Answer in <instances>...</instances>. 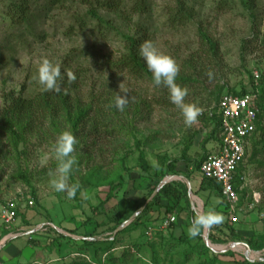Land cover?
Listing matches in <instances>:
<instances>
[{"label":"rangeland","instance_id":"374dc122","mask_svg":"<svg viewBox=\"0 0 264 264\" xmlns=\"http://www.w3.org/2000/svg\"><path fill=\"white\" fill-rule=\"evenodd\" d=\"M27 1L31 16L26 22L17 24L13 23L6 13L9 0H0V111L10 91L17 93L26 87L25 95L30 96L46 90L39 82V68L44 60H48L59 67L61 73L79 76L75 93L83 105L94 102V99L100 96L114 99L115 104L118 96L127 94L128 104L123 109L124 114L110 113L107 121L113 126L115 122L112 117L127 124L133 120L134 128L131 129L145 142L144 152L151 173L161 158L172 160L179 157L184 139L201 127V124L197 118L191 126L186 125L181 109L171 101L166 105H156L153 102L156 94L153 84L135 80L126 72H113L105 66L106 59H115L123 52L122 38L115 32H107L105 37L100 35V32L94 29L96 23L88 19L83 22L88 24L87 28L81 29L79 20L76 19L86 14L81 0H60L58 4L47 3L46 0ZM186 2L195 11L196 22L209 27L219 43L220 67L216 70V75L221 78L222 84L226 83L223 93H227L230 88H251V74L255 70H264V0H257L252 10L247 9L241 0ZM173 3L174 0H148L149 10L140 21L156 38L153 42L156 49L171 56L182 71L184 59L192 54L196 57L203 54L195 24L190 23L177 29L168 23L167 13ZM109 18L114 20L121 30L132 33L135 31L133 26L128 27L127 23L115 16ZM196 62L200 68L201 63L205 61L200 58ZM213 88L214 85H210V89L206 90L199 84L198 87L186 88L188 94L184 103L195 105L201 110V114L207 112L214 106L210 107V90ZM136 101L140 103L138 114H134L130 109V104ZM94 106L96 107L95 102ZM59 128L60 130H55L47 124L40 132L26 135L18 147L14 146L7 135L0 134V205L15 199L19 191H25L29 199H33V205L19 206L20 216L14 228L23 229L18 235H21L19 243H22V250L29 247L34 249L37 246L43 249L41 252L34 250L32 258L22 257L21 262L16 264H67L73 257L81 255L80 253L103 263L107 253H96L95 249L108 246L107 242L114 239L116 234L137 217L124 220L133 207L130 201L132 188H126L123 193L119 192L117 197L106 200L109 185L83 186L87 177L90 178L92 167L102 166V174L107 176L116 168L117 159H124L126 165L133 169L131 174H127V179L140 180V152L135 150V140L128 132L129 127L125 126L126 130L123 128L121 132L114 128L112 134L104 127L98 132L93 123L81 129L71 154L74 163L67 178V185L75 190V196L72 198L68 197L66 191L57 192L53 186V182L60 178L57 169L61 161L55 153L56 141L62 133L69 131L63 120ZM95 137H98L96 143ZM124 145L128 148L120 151L119 147ZM128 149L132 150L126 151ZM203 155V152H197L196 160L200 161ZM259 158L264 161V157ZM42 159L44 163H41ZM28 172L33 175L32 187L17 179L19 173ZM196 173L202 175L200 170ZM146 180L148 178H144V181ZM77 184L82 188L79 189ZM243 187L248 189V195L239 205V213L231 217L225 211L220 215L222 222L234 227L238 222L247 219L257 228L264 230V165L257 161L251 163L246 158ZM249 197H252L254 202L249 203ZM101 203H104L102 210L98 209ZM160 211L161 217L156 221L164 219L168 213L174 214L165 207ZM2 227L5 225L0 218V229ZM32 228L35 229L34 234H39L33 237L39 242L37 246L29 241L31 235L27 234L25 237L28 229ZM169 228L156 232L153 236L146 235L143 227L120 234V242L117 245L121 250L132 254V257L122 264H186L187 261L183 262L185 252L190 250V246L174 240L175 238L170 239ZM56 231L62 234L65 232L64 235L74 239L89 235L99 242L92 246L84 245L81 239L76 238V242L62 238ZM15 232L16 230H12L0 240L2 250L18 237L14 236ZM160 233L163 235H159ZM202 236L200 240L203 243ZM160 239L172 241L164 244L165 247L161 246L162 244L159 247L153 244L154 241L158 243ZM42 244H45L44 247ZM159 249L162 250L161 254H158ZM256 254L264 257L263 251ZM193 256L194 252L191 251L190 257ZM37 257L41 258V263L35 262ZM154 259L158 262H154ZM0 263H3V260H0Z\"/></svg>","mask_w":264,"mask_h":264},{"label":"trees","instance_id":"16d2710c","mask_svg":"<svg viewBox=\"0 0 264 264\" xmlns=\"http://www.w3.org/2000/svg\"><path fill=\"white\" fill-rule=\"evenodd\" d=\"M47 3L51 2L52 4H58L60 0H46ZM244 6L247 9L252 10L255 7L257 0H241ZM81 4L86 8V14L84 17H76L79 20V26L81 29H86V19L91 22H95L94 29H97L102 36H106L107 32L118 34L124 43V50L118 57L115 59H106L105 66L115 72L116 70L121 72H126L132 76L135 80H144L154 85L156 94L153 102L156 105H166L170 102V92L165 86H156L153 81L152 73L148 70L147 65L145 64L143 58L140 55L141 45L148 41L153 44L156 38L151 35L148 27H146L140 19L147 14L149 10L148 0H81ZM13 23H24L31 16V9L29 2L27 0H9L7 5L6 12ZM168 23L171 24L174 28L185 27L188 24L192 23L196 25V35L200 47H202V54L200 56H195L194 54L190 55L189 58L184 59L183 61V70L179 72L176 78V84L180 88L186 89L191 86L198 87V84L203 86L206 90L210 89V85H214L213 90H210L211 94V105H214L213 108L209 109L207 112L202 113L198 116V121L201 124L197 130L193 133H190L186 139L183 141V148L179 157L166 160L161 158L158 163L154 166V172L151 173V167L146 159L144 147L145 142H143L137 134L134 133V128L132 126L133 120L128 121V124L112 117L115 124L112 126L108 123L107 119L110 113L115 114H124L123 111H116L115 104H113L112 98H105L100 96L95 98L94 102L87 103L86 105L81 104V100L78 95L75 93V90L78 88L77 83L79 82V76L77 74H71L75 79L70 80L68 78V73H61V79L58 81V84L61 88L59 93L50 92L47 90H41L36 94L27 96L25 95L26 87L19 92L10 91L5 98L4 106L0 111V134H5L13 142L15 147H18L21 141L24 140L26 135H34L40 130H42L45 125L49 124L53 129L60 130L59 124L61 121H65L66 125L69 128V133L75 135L78 140V133L82 128H87L89 124L94 125V128L99 132V130L104 127L107 132L110 134L113 133L114 128H118V132L123 131L125 126L129 127V133L133 135L135 140V150L139 153V167H138V181H133L127 179V174H131L133 169L126 165L124 159L115 160L116 168L107 176L102 174V166L92 167L90 173V178L87 177L83 186H103L109 185V191L106 196V200H110L118 196L119 192H124L126 188L130 186L135 192L144 190L143 194L138 197L132 203V209L125 216L124 220L132 219L134 214L141 210V212L134 218L133 222L125 227L120 233L116 234L114 239L109 240V244L106 247L95 249V252L99 251L106 252L107 256L105 261L96 262L95 259H90L82 255H77L71 259L67 264H122L128 258L132 257V254L127 252V250H121L122 248L118 246L120 242L119 235L128 231L136 230L140 227L145 229L144 232L152 225L156 220L161 217V209L164 207L162 200L165 199H175L176 201L182 200L186 197L187 188L183 185H179L176 182H169L164 184L160 190L154 195V197L144 206L147 200L152 196L153 192L157 187L160 186L161 182L169 174H177V166L179 163L184 162L186 165L193 164L194 170L199 171L202 161L206 158L209 152H205L206 145L210 141H221L220 133V116L217 112V106L224 94L230 93L238 96H243L248 92V88L242 87L240 89L230 88L227 89V93H223L224 88H226V83H221V78H217L216 70L220 67L219 56H220V46L218 41L212 35V32L209 27L204 25L201 22H196V13L188 5L186 0H174L173 5L168 10ZM109 16H115L117 19H120L127 23V26H133L135 31L132 33L130 31H123L112 21ZM135 18H138L135 20ZM135 20V21H134ZM93 25V24H92ZM73 29V27H72ZM133 29V30H134ZM264 44V36L263 41ZM1 56V53H0ZM203 59L205 62L201 63L202 66L199 68L197 62L199 59ZM211 74V75H210ZM251 80L253 87H257L259 90L258 93V117L256 122V131L253 133L250 138V143L247 146L246 155L243 161L239 164L237 169V175L234 180V186L237 192L239 193L240 204L244 202L248 195V189L243 187L244 183V174L246 171V158L249 159V162L254 163L258 162L261 165H264V161L259 160V156L264 157V70L260 72V79L258 85L254 81V73L251 74ZM23 91V92H22ZM140 103L136 101L134 104H130V109L133 110L134 114H138ZM131 110V112H132ZM93 113V114H92ZM114 126H121L114 127ZM205 129V135L200 143L202 150H204V155L200 161L192 159L189 155V151L194 144V138L197 133ZM126 130V129H125ZM158 136V135H156ZM153 137V136H152ZM150 137V138H152ZM97 142L98 137H95ZM127 147H119L120 151ZM128 148V147H127ZM250 149V150H249ZM128 149L126 151H130ZM118 152V151H117ZM119 154V153H118ZM101 169V170H100ZM33 175L28 173H19L18 178L24 184L33 186L32 184ZM144 178L148 180L144 181ZM150 179V180H149ZM152 185L149 187L143 188V185L151 183V180H154ZM205 182L216 192L218 196H222V187L220 183L213 179L204 178ZM138 182V183H137ZM77 187L81 189L82 187L77 184ZM146 190V191H145ZM34 194V193H33ZM35 195V194H34ZM132 201V200H130ZM253 198L249 197V203H252ZM223 203L226 206L225 201ZM239 204V205H240ZM104 203L98 206V209L102 210ZM144 207V208H143ZM169 205L165 209H169ZM156 208L155 217H148L153 210ZM227 209V208H226ZM18 212V211H17ZM155 215V214H154ZM18 212V217H19ZM197 215L193 214V220ZM28 224V223H26ZM174 224H172L173 227ZM176 225V224H175ZM174 225V226H175ZM54 230L53 228H51ZM49 229V231L51 230ZM170 229V228H169ZM51 230V231H52ZM227 230V231H226ZM12 229H7L2 227L0 229V240L5 236L10 234ZM57 235L62 238H69L70 240L76 241L72 237H67L66 235L56 231ZM35 234L31 235L30 242L33 245L37 246L39 242L33 239ZM202 229L200 234L197 235V238H201ZM85 238L81 239V242L84 245H95L99 240L92 239V236L86 235ZM209 239L213 243H227L232 240L245 241L247 242L252 250H262L264 248V243H260L255 236L243 237L239 235L232 224H218L210 228ZM32 240V241H31ZM181 241V240H178ZM77 242V241H76ZM182 243L189 244V242L181 241ZM125 247V246H124ZM205 250L209 248L203 245ZM186 256L184 261L190 260L191 251L188 250L185 252ZM157 256V254H156ZM218 256L216 254L210 259V262L205 264H217ZM154 262H158L157 259H154ZM182 262V263H183ZM159 264V263H155ZM236 264H250L248 259L244 258L242 262H236ZM258 264V263H256ZM264 264V263H259Z\"/></svg>","mask_w":264,"mask_h":264},{"label":"crops","instance_id":"0c3cea01","mask_svg":"<svg viewBox=\"0 0 264 264\" xmlns=\"http://www.w3.org/2000/svg\"><path fill=\"white\" fill-rule=\"evenodd\" d=\"M201 131L195 135L194 144L189 151V155L190 157H192L193 160L196 159L197 152H204V150H202L201 148L200 143L202 142L204 138V135H205L204 132L206 130L203 129V132ZM220 144H221V141H210L206 145L205 152L210 153V152L217 150L220 147ZM166 178H168L167 183L176 182L179 185H183L188 189L186 197H184L180 201H176L175 199L168 200L165 198L162 200L164 207L167 208L169 205L170 206L169 211L174 214H177L178 216L177 222H176L177 224L175 223L176 225L173 226V228L169 229V232L171 235L170 239L175 238L174 240L176 241L184 240L186 242H189L190 250L194 252L193 258H191L190 260H187L186 264H201V262L205 264L208 261L210 262V259L213 257L214 254L218 256L217 264H236V262H242L244 258L248 259L250 264L264 263V257H262V255L256 254L257 252H261V251L264 252V248L259 251L252 250L251 252H249L247 248L243 246L242 244H235L236 242H239L237 240H232V241H229L223 244L213 243L211 240L208 241L205 237V235L208 232H210V229L209 231L202 229L203 243L201 242L200 238H197V236L193 238L189 235L188 229L192 224L193 214L198 215V214L214 213V214L221 215V214H224L225 211L228 213V210L226 209L227 204L225 206V204L223 203V200H224L223 197L218 196L216 192L213 191L212 188L205 182L204 177L196 173V171L194 170L193 164L186 165L184 162L179 163L177 166V174H169L168 176L165 177V179ZM153 181H155V179L151 180V183L147 184L146 182L143 185V188H145L146 184H147L146 187H148L149 185L151 186L153 184L152 183ZM158 188L159 187H157L156 190ZM156 190L153 192L152 196L147 201L150 202V200L156 194L155 193ZM143 192L144 190H140L139 192H135V190H133L132 196L130 199L132 200V203H134V201L138 199V197H140L143 194ZM155 210L156 208L153 210V212L150 215H148L147 219L149 217L156 216ZM168 214H171V213H168ZM221 223L227 224L223 222ZM234 228L239 235H242L243 237L255 236L256 239H258L260 243H264V230L260 229V227L257 228L256 225L252 221H248L247 219L242 220L238 222L237 224H235ZM14 230L17 231V228H14ZM28 230L29 231L25 234V237H27V234L33 235L35 232V229L33 228L28 229ZM136 230H139V229H136ZM158 232H162V231H158ZM63 233L66 234L65 232ZM37 235L39 234H36V236ZM159 235L162 236L163 234L160 233ZM14 236L16 237L18 235H14ZM20 238H21V235L14 238L7 245H5L4 250L0 248V260H3V263H6V264L20 263L22 260V257H25L26 259H28V257L30 256L32 258L34 250H37L38 252H41L43 250L39 246H37L36 248L34 247V249H32V247H29V248H25L24 250H22V243H19ZM170 239H162V240L160 239L158 243L154 241L153 244H156L158 247L160 244H162L161 246H163L169 241H172ZM29 241L27 242L29 243ZM1 244L2 243H0V245ZM204 244L206 247L209 248L208 250H205V248L203 247ZM42 245L44 247L45 244H42ZM147 246H148V243H147ZM157 246H154V247L158 248ZM161 253H162V250L159 249L158 254H161ZM142 258L145 259L144 257ZM178 260L179 259H177V261ZM35 262L41 263V258L37 257ZM3 263H0V264H3Z\"/></svg>","mask_w":264,"mask_h":264},{"label":"built area","instance_id":"2783aa9c","mask_svg":"<svg viewBox=\"0 0 264 264\" xmlns=\"http://www.w3.org/2000/svg\"><path fill=\"white\" fill-rule=\"evenodd\" d=\"M254 81L258 85L260 72L255 70ZM258 93L253 85L243 96L224 94L218 103L220 116V147L210 152L202 161L200 172L204 178L216 180L222 187V197L227 204L228 214L235 217L240 211L239 193L235 189L234 180L239 164L243 161L250 138L256 131L258 117ZM25 191H19L15 199L0 205V218L7 229L14 230L17 225L19 206L33 205ZM177 222L174 214H168L164 219L155 221L145 234L153 236L158 231H164ZM16 235L23 229H18ZM151 264H153L151 262Z\"/></svg>","mask_w":264,"mask_h":264},{"label":"clouds","instance_id":"9594fccd","mask_svg":"<svg viewBox=\"0 0 264 264\" xmlns=\"http://www.w3.org/2000/svg\"><path fill=\"white\" fill-rule=\"evenodd\" d=\"M140 55L147 65L148 70L152 73L154 84L156 86L162 85L168 88L170 92V101L181 109L185 124L191 126L195 123L198 116L201 115V110L195 105L184 103V98L188 93L186 89L180 88L176 84V78L180 71L176 61L171 56L159 52L156 47L148 41L141 45ZM68 78L70 80L75 79L71 73L68 74ZM60 79L61 72L59 67L51 64L48 60H44L39 68V82L47 91L59 93L61 91L58 84ZM127 104L128 98L127 94H125L123 97H117L115 107L123 111ZM76 143L77 140L74 135L69 132H64L57 138L55 147L56 156L61 163L57 169L60 178L53 182V186L57 192L66 191L69 198L75 196V190L67 185V178L74 163L71 154L74 151ZM41 163H44L43 159ZM222 219L220 215L214 213L198 214L192 221L188 233L194 238L200 234L201 229L208 230L214 225L220 224Z\"/></svg>","mask_w":264,"mask_h":264},{"label":"water","instance_id":"95a60500","mask_svg":"<svg viewBox=\"0 0 264 264\" xmlns=\"http://www.w3.org/2000/svg\"><path fill=\"white\" fill-rule=\"evenodd\" d=\"M167 180H168V178H166V179H164V180L162 181V183L160 184L159 188L156 190L155 193H157V192L160 190V188H161L164 184L167 183ZM148 202H149V201H147L146 204H145L144 206H146V205L148 204ZM143 208H144V207H143ZM141 210H142V209H141ZM141 210H140L139 212H141ZM139 212H138V213H135V214H134V217L137 216V215L139 214ZM124 226H125V225H124ZM208 231H209V229H208ZM205 237H206V239H207L208 241L210 240V239H209V232L205 235ZM78 238H79V239H83V238H85V237H78ZM235 244H242L243 246H245V247L247 248V250H248L249 252L252 251L250 245H249L247 242L239 241V242H236Z\"/></svg>","mask_w":264,"mask_h":264}]
</instances>
